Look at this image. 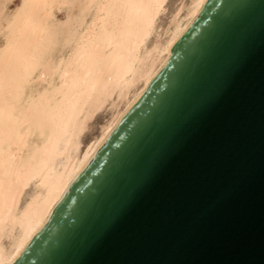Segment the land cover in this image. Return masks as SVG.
I'll list each match as a JSON object with an SVG mask.
<instances>
[{
  "label": "water",
  "instance_id": "water-1",
  "mask_svg": "<svg viewBox=\"0 0 264 264\" xmlns=\"http://www.w3.org/2000/svg\"><path fill=\"white\" fill-rule=\"evenodd\" d=\"M12 264H264V0H207Z\"/></svg>",
  "mask_w": 264,
  "mask_h": 264
},
{
  "label": "bare ground",
  "instance_id": "bare-ground-1",
  "mask_svg": "<svg viewBox=\"0 0 264 264\" xmlns=\"http://www.w3.org/2000/svg\"><path fill=\"white\" fill-rule=\"evenodd\" d=\"M206 1L182 3L149 48L166 0H81L77 26L62 27L51 15L64 1H24L0 57V264L15 261ZM59 44L64 57L55 55ZM39 67L42 88L27 98ZM107 107L109 119L82 148L88 123Z\"/></svg>",
  "mask_w": 264,
  "mask_h": 264
},
{
  "label": "rangeland",
  "instance_id": "rangeland-1",
  "mask_svg": "<svg viewBox=\"0 0 264 264\" xmlns=\"http://www.w3.org/2000/svg\"><path fill=\"white\" fill-rule=\"evenodd\" d=\"M25 0H0V57L7 45V42L10 38L12 27L16 20V16L19 15L24 4ZM64 1V4L55 8L51 15V23L57 27H62L66 23H72V25L77 26V23L80 20L78 12V3L81 0H61ZM189 0H166L163 10L159 13L155 21V29L149 39L146 40L145 48H149L157 38L160 39L163 33V30L167 28L169 21L172 18V15L178 7L183 4H186ZM77 2V3H76ZM76 4V5H75ZM64 5V6H63ZM19 12V13H18ZM92 14V11L90 12ZM15 16V17H14ZM78 16V17H77ZM90 15L86 17V21H89ZM75 20V21H74ZM60 46V47H59ZM59 44L55 51L56 57H64L67 54V47ZM42 73V67H39L36 72L33 73L28 83L25 84V97H30L35 95V93L42 88V82L40 80V74ZM29 90V91H28ZM33 93V94H32ZM110 110L107 108L97 112L92 120L88 123L87 129L81 137L82 148H85L94 137L99 133L101 126L104 122L109 119ZM36 183L32 182L30 185L23 191L20 200L19 207L22 208L27 197L32 194L36 189ZM35 187V188H34Z\"/></svg>",
  "mask_w": 264,
  "mask_h": 264
}]
</instances>
